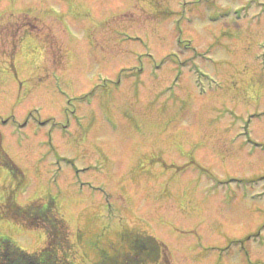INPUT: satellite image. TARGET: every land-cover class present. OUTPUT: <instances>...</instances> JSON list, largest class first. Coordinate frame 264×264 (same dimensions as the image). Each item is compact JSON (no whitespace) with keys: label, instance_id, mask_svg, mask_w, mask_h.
Returning <instances> with one entry per match:
<instances>
[{"label":"rangeland","instance_id":"rangeland-1","mask_svg":"<svg viewBox=\"0 0 264 264\" xmlns=\"http://www.w3.org/2000/svg\"><path fill=\"white\" fill-rule=\"evenodd\" d=\"M0 142L24 173L0 165V210L58 197L80 264L125 227L174 264H264V0H0Z\"/></svg>","mask_w":264,"mask_h":264},{"label":"trees","instance_id":"trees-1","mask_svg":"<svg viewBox=\"0 0 264 264\" xmlns=\"http://www.w3.org/2000/svg\"><path fill=\"white\" fill-rule=\"evenodd\" d=\"M0 165L6 167L14 181L23 180V171L0 145ZM15 192L9 193L0 216L26 227L45 230L47 241L39 251L28 252L9 235L0 233V264H80L72 242V231L59 212L58 197L21 205ZM97 264H174L168 246L151 234L123 228L116 242L98 245Z\"/></svg>","mask_w":264,"mask_h":264}]
</instances>
